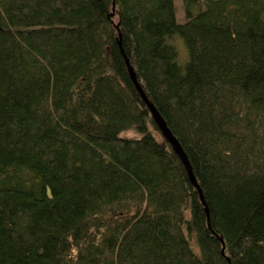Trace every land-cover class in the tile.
<instances>
[{
  "label": "trees",
  "instance_id": "obj_1",
  "mask_svg": "<svg viewBox=\"0 0 264 264\" xmlns=\"http://www.w3.org/2000/svg\"><path fill=\"white\" fill-rule=\"evenodd\" d=\"M181 9L0 0V264H264V0Z\"/></svg>",
  "mask_w": 264,
  "mask_h": 264
},
{
  "label": "water",
  "instance_id": "obj_2",
  "mask_svg": "<svg viewBox=\"0 0 264 264\" xmlns=\"http://www.w3.org/2000/svg\"><path fill=\"white\" fill-rule=\"evenodd\" d=\"M114 4L115 3H113V5ZM117 27H119V26L117 25ZM126 64L128 66V71H129L130 77L133 80L136 88L138 89V91L141 94L143 100L145 101V103L147 104L148 108L150 109V111H151V113H152V115H153L156 123L158 124L159 128L161 129L163 135L171 143L173 149L178 154L179 158L181 159L182 163L185 166V169L187 171V174L189 176L190 181L198 188L199 193H200V196H201V199L205 203L203 193L200 190L199 184H198L197 179L195 177V174L193 172L192 164H191V162H190V160L188 158V155L185 152L182 144L177 139V137L172 133V131L170 130V128L167 126V124H166L163 116L160 114V112L158 111V109L154 106V104L147 97L144 89L142 88L141 84L137 80L135 71L130 66V62H129L127 56H126Z\"/></svg>",
  "mask_w": 264,
  "mask_h": 264
},
{
  "label": "rangeland",
  "instance_id": "obj_3",
  "mask_svg": "<svg viewBox=\"0 0 264 264\" xmlns=\"http://www.w3.org/2000/svg\"><path fill=\"white\" fill-rule=\"evenodd\" d=\"M176 4H177V6H178V8H179L178 13H177V15H178V19L181 20V19H183V17H184L183 11H182V9H181L182 0H176ZM128 134H130V132H129Z\"/></svg>",
  "mask_w": 264,
  "mask_h": 264
}]
</instances>
